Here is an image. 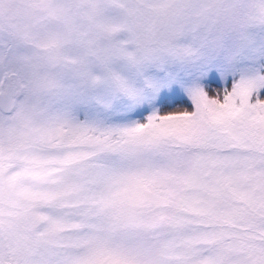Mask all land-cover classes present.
Segmentation results:
<instances>
[{"label": "snow or ice", "instance_id": "obj_1", "mask_svg": "<svg viewBox=\"0 0 264 264\" xmlns=\"http://www.w3.org/2000/svg\"><path fill=\"white\" fill-rule=\"evenodd\" d=\"M0 264H264V0H0Z\"/></svg>", "mask_w": 264, "mask_h": 264}]
</instances>
